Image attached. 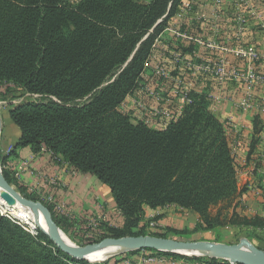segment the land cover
I'll return each mask as SVG.
<instances>
[{
	"label": "trees",
	"instance_id": "trees-1",
	"mask_svg": "<svg viewBox=\"0 0 264 264\" xmlns=\"http://www.w3.org/2000/svg\"><path fill=\"white\" fill-rule=\"evenodd\" d=\"M180 2L0 0V102L8 104L5 119L19 132L17 147L35 153L46 149L71 171L90 175L109 190L122 222L114 227L98 220L94 232L113 238L143 236L139 227L146 209L175 205L197 214L203 231L231 226L264 243V217L248 219L235 211L242 192L234 157L224 124L204 97L193 96L181 117L164 130L132 124L118 110L135 90L155 39ZM253 130H259L256 119ZM2 174L23 197L37 200L7 171L2 169ZM46 207L59 226L58 215ZM141 252L229 264L147 250L127 255ZM0 264L89 263L72 260L41 231L26 232L0 216Z\"/></svg>",
	"mask_w": 264,
	"mask_h": 264
},
{
	"label": "crops",
	"instance_id": "crops-1",
	"mask_svg": "<svg viewBox=\"0 0 264 264\" xmlns=\"http://www.w3.org/2000/svg\"><path fill=\"white\" fill-rule=\"evenodd\" d=\"M184 1L191 4L190 10L182 7ZM250 53L258 59H251ZM221 58L229 60L231 68L239 73L253 70L264 76V0H248L244 4L224 0L218 5L215 0H181L166 28L154 41L135 90L126 97L119 111L132 124L147 122L151 129H163L164 119L159 114H149L171 107L167 101H173L174 80L181 79L186 98L204 97L208 109L224 124L234 157L237 187L242 192L236 204L241 213L236 212L248 219L264 217V85L250 88L243 82L228 78L220 81L193 69ZM157 67L163 69L164 76L155 75ZM244 100L249 103L246 109L241 106ZM255 119L257 133L253 130ZM18 138L14 125L9 120L2 122L0 158L8 145L13 146V152L0 166L18 187L28 194L52 196L56 205L67 206L76 216L97 211L99 206L107 213L115 211L119 215L109 190L94 177L71 171L47 150L35 153L29 147H17ZM26 162V171L15 179L14 170ZM181 212H187L194 225L199 223L197 214L173 205L146 209L145 217L159 215L158 225L174 227L188 223ZM107 213L102 214L104 220ZM131 259L116 264L139 262L136 255ZM153 264L206 263L166 257L163 263Z\"/></svg>",
	"mask_w": 264,
	"mask_h": 264
},
{
	"label": "rangeland",
	"instance_id": "rangeland-1",
	"mask_svg": "<svg viewBox=\"0 0 264 264\" xmlns=\"http://www.w3.org/2000/svg\"><path fill=\"white\" fill-rule=\"evenodd\" d=\"M139 1L146 3L148 0H139ZM32 99L34 100L36 98L34 97ZM18 102H20V100L15 101V103H18ZM83 102L84 100L76 102V103L81 104ZM7 105H8L7 103L0 102V123L1 124L2 122L6 121L5 114H6ZM13 187L15 188L17 192H19L15 186ZM242 187L243 185H239V188H242ZM35 198L37 199L36 202L42 203L45 207L47 205L52 207L53 212L56 215H58L57 219L60 221V225L57 226L59 231L63 235H65L76 247H84L89 244L99 243L100 241L107 239V238H113L110 235L108 236V235H104L102 233H99V232L97 233L93 231V229L96 228L95 227L96 222L98 220L100 221L104 220L103 219L104 217L102 216L103 212L107 213V211L103 210L101 206H99L100 208H97V211H94L97 213L98 216L94 212H91V210L90 212L84 213L82 216H76L72 214V210H69L67 206L65 207V205L64 206L56 205L55 204L56 202L52 196L45 195V196L40 197L36 195ZM0 202L4 204L3 205L0 203V208L3 211V214L6 216L5 218H8L12 223H15L16 225L20 226L26 232L32 233L36 230H39V228L36 227L31 221H30V224H26L22 222L20 219H18L16 216H14L11 210H9L10 207L8 206H11L10 204L3 202L1 199H0ZM237 202L238 200L235 201V204H237ZM3 206H6L7 208ZM167 206H171V205H167ZM180 209L187 211L186 209H182V208ZM235 211H238V213H241L240 210L236 207H235ZM216 212H217L216 208H214L212 210V214H215ZM181 213H182L181 216L183 218H188L187 219L188 223H182V225H178L174 227L158 225L157 221L159 219L158 217L159 215H153V216L144 217V220L141 223L139 230L144 234L143 236H154L155 237L159 235L162 237H166L168 239H176V240H182V241H209V242H215V243H220V244H236L241 239H247L252 244L256 246H260L262 249H264V243L262 239H259V241H257L254 238L253 239L248 238L247 234L242 229H237L235 227L226 226L224 228H218L214 231H203L198 226V222L195 223L194 225V221L190 219V217L187 216L188 215L187 212L186 213L181 212ZM230 213H232V209H230L228 215ZM105 220L114 227H118L122 222L120 215L117 216V214H115V211L113 212L109 211L107 213V217ZM190 223H192V225L190 226L186 225ZM32 227L35 228V230H32ZM173 230L184 232L186 233V235L184 236L176 235L173 233ZM128 253L119 254V255L113 256L112 258L110 257L108 260L104 262L89 263V264H116L123 260H128V262H130V260H132L131 258L134 255L133 256L127 255ZM139 254H136V257H138L139 262H140L141 259L143 260L144 258H143L142 253H139ZM207 259L209 258L204 257V260H207Z\"/></svg>",
	"mask_w": 264,
	"mask_h": 264
},
{
	"label": "water",
	"instance_id": "water-1",
	"mask_svg": "<svg viewBox=\"0 0 264 264\" xmlns=\"http://www.w3.org/2000/svg\"><path fill=\"white\" fill-rule=\"evenodd\" d=\"M161 21L156 23L159 24ZM155 25V26H156ZM1 133V123H0ZM0 190L11 200L22 207L38 212L44 223V230H39L54 244V246L72 260L86 261V257L107 246H117L124 253L136 251H154L165 254H175L188 258H204L223 260L229 264H264V251L256 248L247 239H241L236 244H220L209 241H182L154 236H128L107 238L99 243L84 247H70L61 238V232L53 221L50 211L42 203L24 198L15 188L7 183L0 168ZM32 230L35 228L32 227ZM190 254V255H187ZM87 262V261H86Z\"/></svg>",
	"mask_w": 264,
	"mask_h": 264
},
{
	"label": "built area",
	"instance_id": "built-area-1",
	"mask_svg": "<svg viewBox=\"0 0 264 264\" xmlns=\"http://www.w3.org/2000/svg\"><path fill=\"white\" fill-rule=\"evenodd\" d=\"M65 1H67L70 4H74L80 0H65ZM222 1H224V0H215V3L218 5V4L222 3ZM233 1L237 2L238 4L239 3L244 4L248 0H233ZM182 7L185 10H190L191 4L188 1H184L182 3ZM165 17L166 16H164L159 21H162ZM151 48H153V45ZM243 54H245V53H243ZM249 55H250V58L253 60L258 59V56L254 53H250ZM193 69H195L197 72H201L204 74H210L220 81H223L224 79H227V78L228 79H234V80L243 82L246 86H248L250 88H252L253 86H256V85H264V76L263 75L257 74L253 70H249L247 72L239 73V72L235 71L233 68H231V63L226 58H221L216 62H208L206 64H201L197 67H193ZM155 75L156 76H164L165 73L161 67H157L155 69ZM173 84H174V87L171 91V97H172L173 101H171V99H169L167 101L168 105L171 107L163 109V110H159V111H152L149 114V116H154V115L159 114L164 119V125H163L164 128L160 129V130H164L170 123L176 122L181 117L184 108L191 103V99L186 98V95H185L186 90H185L184 82L181 79H176V80H174ZM122 103H121V105H122ZM241 106H242V108L246 109L249 107V103H247V101L244 100L241 103ZM119 107H118V110H119ZM142 124L147 126V122H144ZM43 150L45 151L46 149H42V151ZM12 152H13V146L8 145L3 150L2 155H3V157L8 158L12 154ZM0 168L2 170L1 166H0ZM26 169H27V162L20 164L16 168V170H14V172H13L14 178L19 179L20 176L26 171ZM3 207H6V206H3ZM0 216L6 217L3 214V211L1 210V208H0ZM151 226H152V224H151ZM141 253L143 254L144 259L143 260L141 259V261L137 264L163 263L166 259V257L155 255L152 252H141Z\"/></svg>",
	"mask_w": 264,
	"mask_h": 264
},
{
	"label": "bare ground",
	"instance_id": "bare-ground-1",
	"mask_svg": "<svg viewBox=\"0 0 264 264\" xmlns=\"http://www.w3.org/2000/svg\"><path fill=\"white\" fill-rule=\"evenodd\" d=\"M0 199L7 203L10 204V208L15 209L17 212H19L22 216H24L29 222L31 221L36 227L44 230V223L41 215L33 210L27 209L22 207L20 204H18L16 201L11 200L8 195L0 190ZM61 238L63 241L69 245L70 247H76L65 235L61 233ZM125 251H122L120 248L117 246H107L99 251H96L92 253L91 255L86 257V261L88 263H100L108 260L110 257L112 258L113 256L123 254ZM190 255V254H187Z\"/></svg>",
	"mask_w": 264,
	"mask_h": 264
}]
</instances>
